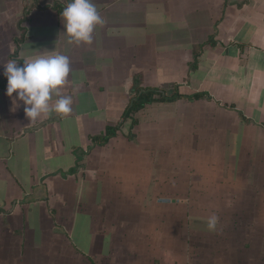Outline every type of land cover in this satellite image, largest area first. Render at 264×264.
Returning <instances> with one entry per match:
<instances>
[{
	"label": "crops",
	"instance_id": "0c3cea01",
	"mask_svg": "<svg viewBox=\"0 0 264 264\" xmlns=\"http://www.w3.org/2000/svg\"><path fill=\"white\" fill-rule=\"evenodd\" d=\"M69 2L0 0V65L66 55L73 101L30 122L0 66V264H264V0H92L78 45Z\"/></svg>",
	"mask_w": 264,
	"mask_h": 264
},
{
	"label": "clouds",
	"instance_id": "9594fccd",
	"mask_svg": "<svg viewBox=\"0 0 264 264\" xmlns=\"http://www.w3.org/2000/svg\"><path fill=\"white\" fill-rule=\"evenodd\" d=\"M61 15L69 44H90L94 28L104 23L92 0H70ZM0 66L7 80L6 95L12 98L13 108L19 107L18 102H22L30 122L34 123L51 112H71L72 97L61 95L60 91L68 83L71 71L66 55H42L29 58L22 65L11 60ZM54 96L58 98L53 102ZM217 223L215 215L209 217L208 229L215 230Z\"/></svg>",
	"mask_w": 264,
	"mask_h": 264
},
{
	"label": "trees",
	"instance_id": "16d2710c",
	"mask_svg": "<svg viewBox=\"0 0 264 264\" xmlns=\"http://www.w3.org/2000/svg\"><path fill=\"white\" fill-rule=\"evenodd\" d=\"M139 82V81H138ZM136 82V83H138ZM138 99L134 100L128 109L126 110L125 114L126 115H131L135 112H138L142 108H144L145 105L156 101L155 96H159V100L162 102H174L180 99H188V100H199L205 97L206 94L204 93H198V94H193V95H188V94H183L177 91L175 94L171 96H167L165 93L159 91L158 89H146V90H141L138 92ZM124 114V115H125ZM114 128H108V136H113L114 134ZM100 140V139H99ZM98 140V141H99ZM108 141V139H102L101 142L103 143L104 141Z\"/></svg>",
	"mask_w": 264,
	"mask_h": 264
},
{
	"label": "rangeland",
	"instance_id": "374dc122",
	"mask_svg": "<svg viewBox=\"0 0 264 264\" xmlns=\"http://www.w3.org/2000/svg\"><path fill=\"white\" fill-rule=\"evenodd\" d=\"M263 183V182H262ZM198 193V195H197V197H196V201L199 203V202H203L204 201V191H198L197 192ZM183 196V195H182ZM178 197V198H176L177 200H182L183 198L184 199H186L187 200V196H183V197ZM167 198V197H166ZM173 198V197H172ZM182 202V201H181ZM200 207V206H199ZM198 207V209H201V210H203V206L201 207V208H199ZM195 209V207L194 206H192V210H194ZM245 209V215H247V214H251V212L253 211V208H251V207H248V206H246V208H244ZM184 210H189V208H188V206L184 209ZM176 211H178V209L176 210ZM264 211V207L262 208V212ZM186 214H187V212H185ZM262 214H264V213H262ZM246 225H248V224H246ZM230 226H233L234 228H235V226H236V224L235 223H230ZM187 229V228H186ZM186 241H187V239H186ZM198 241V240H197ZM198 242H200V241H198ZM201 244H200V246L202 245V244H204V242L201 240V242H200Z\"/></svg>",
	"mask_w": 264,
	"mask_h": 264
}]
</instances>
